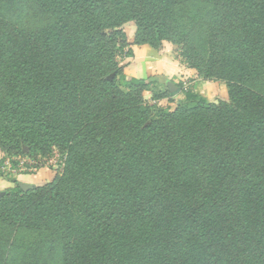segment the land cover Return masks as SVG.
<instances>
[{
	"label": "trees",
	"instance_id": "1",
	"mask_svg": "<svg viewBox=\"0 0 264 264\" xmlns=\"http://www.w3.org/2000/svg\"><path fill=\"white\" fill-rule=\"evenodd\" d=\"M191 1L0 0V150L37 155L51 142L67 156L54 181L27 192L15 181L0 198V264L15 232L35 237L17 264L42 247L51 259L89 248L95 264H264L250 215L264 184V0H211L225 4L235 57L211 51L205 78L229 101L180 83L183 103L160 109L172 95L151 104L149 83L116 60L128 21L157 46L199 31Z\"/></svg>",
	"mask_w": 264,
	"mask_h": 264
},
{
	"label": "rangeland",
	"instance_id": "2",
	"mask_svg": "<svg viewBox=\"0 0 264 264\" xmlns=\"http://www.w3.org/2000/svg\"><path fill=\"white\" fill-rule=\"evenodd\" d=\"M189 8L193 16L196 19L203 20V23L200 25L201 28L199 31L194 32L192 36L186 35L184 37L186 42L177 37V35H174L172 40L164 41L158 46L150 43H141L139 42L138 28L135 21H128L121 27V30L126 34L129 47L125 48L122 53H118L116 60L130 78H133V76L127 72V68L133 63L132 60L135 57V51L137 52L139 47H146L155 53L157 52L159 58H156L155 61L159 66L176 62L181 67L190 71V74L187 75L179 74L171 76L162 73L159 75H152L151 73L149 77L141 78L149 83L148 87L143 92V95L151 104L154 103L151 101L153 98V92L160 93L168 91L172 95L165 100L157 102L160 109L171 108L172 110H175L183 103L184 96L178 92L176 86L184 82L186 83V87L194 86L195 91L210 104H215L217 101L230 100L228 88L224 82L205 78V72L207 69L206 62L211 51L217 50L221 51V54L224 56L230 58L235 57V55L225 52V46L228 44L225 42L229 40L231 41L232 37L228 35L223 36L220 33L226 23L225 4L217 5L211 0H193L189 2ZM213 30L215 33L212 32ZM260 45V57L257 60L259 64H262L264 44L262 43ZM129 50H131L132 53H130ZM186 56L190 57L188 58ZM222 94L226 96L225 99L221 97ZM188 105L195 106L196 103H189ZM3 158H5V161L0 164V173L3 177L15 178V176L20 174L33 175L37 174L41 169H46L54 172L55 178L52 181L63 174L67 162L66 152L51 142H48V146L45 147L44 153L37 155L31 154L28 152L27 147H24L23 151L15 150L13 155H3ZM260 178V176H257L258 182H260ZM247 204L248 201L242 199V205L246 206ZM252 213H254L252 222L255 223L256 228L253 231L254 236H264V231L258 230L259 224L264 222V184L260 192L258 205H253L250 209V215ZM19 225L21 227V224L18 221V226ZM8 235L9 234L5 237L6 242H8ZM15 236L16 237L12 239V242L14 241L17 249L12 251V256L8 258L9 264H17L22 254L26 252L29 242L31 243L35 238L24 232H15ZM254 248V244L249 245L245 256H249L253 253ZM86 252L81 256H64L62 259H59L58 257L51 259L48 258L45 248L42 247L37 258L32 259L30 257L29 264H95L99 262L98 258L90 254L89 248ZM160 257H163V255L160 254ZM160 257L159 255L157 256L158 260L161 259Z\"/></svg>",
	"mask_w": 264,
	"mask_h": 264
},
{
	"label": "crops",
	"instance_id": "3",
	"mask_svg": "<svg viewBox=\"0 0 264 264\" xmlns=\"http://www.w3.org/2000/svg\"><path fill=\"white\" fill-rule=\"evenodd\" d=\"M159 58V54L153 52L152 50L146 47H139V50L135 51V57L133 58V63L128 66L127 72L138 79L149 77V75H187L190 74V71L181 67L176 62H171L168 64H159L156 63L155 59ZM149 65V67H148ZM226 95V94H225ZM223 99L226 98L224 94L221 96ZM3 158V153L0 150V161ZM55 178V174L51 170L41 169L37 174L28 175L20 174L13 177H3L0 173V196L4 194L7 190L15 187V181L33 185L34 187L43 186L51 182ZM1 198V197H0Z\"/></svg>",
	"mask_w": 264,
	"mask_h": 264
},
{
	"label": "water",
	"instance_id": "4",
	"mask_svg": "<svg viewBox=\"0 0 264 264\" xmlns=\"http://www.w3.org/2000/svg\"><path fill=\"white\" fill-rule=\"evenodd\" d=\"M18 185H19V187H20L23 191H25V192H27V191H29L30 189L34 188L33 185H29V184L22 183V182H19ZM2 196H3V194H1L0 197H2Z\"/></svg>",
	"mask_w": 264,
	"mask_h": 264
},
{
	"label": "built area",
	"instance_id": "5",
	"mask_svg": "<svg viewBox=\"0 0 264 264\" xmlns=\"http://www.w3.org/2000/svg\"><path fill=\"white\" fill-rule=\"evenodd\" d=\"M184 85L186 86V83L184 82Z\"/></svg>",
	"mask_w": 264,
	"mask_h": 264
}]
</instances>
